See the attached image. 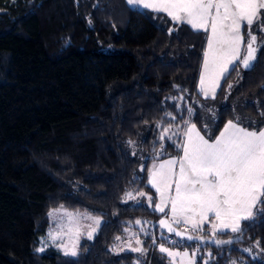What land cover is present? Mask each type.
Returning <instances> with one entry per match:
<instances>
[{
	"label": "trees",
	"instance_id": "1",
	"mask_svg": "<svg viewBox=\"0 0 264 264\" xmlns=\"http://www.w3.org/2000/svg\"><path fill=\"white\" fill-rule=\"evenodd\" d=\"M200 54V34L166 32L125 0H0V264H166L159 243L197 247L194 264H264V203L239 233H189L200 242L155 225L146 168L178 154L185 121L212 137L229 120L264 128V48L211 99L195 87ZM61 206L101 224L76 256L38 253ZM128 231L143 250L112 252Z\"/></svg>",
	"mask_w": 264,
	"mask_h": 264
},
{
	"label": "snow or ice",
	"instance_id": "2",
	"mask_svg": "<svg viewBox=\"0 0 264 264\" xmlns=\"http://www.w3.org/2000/svg\"><path fill=\"white\" fill-rule=\"evenodd\" d=\"M126 3L130 10L165 12L175 23L188 24L194 30L209 32L200 80V91L204 92L205 98L208 96L205 90L206 73L208 79L214 81L223 77L229 71V65L234 66L236 62L245 69L250 68L256 60L257 51L264 48V39L258 42L257 35L264 33V0H126ZM188 112L192 115L193 109L189 108ZM184 123V139L177 145L183 155L163 161L158 167L154 165L149 170L148 183L155 188L160 200L154 205L155 210L163 212L165 206L170 204L173 222L177 225L191 224L192 230L197 231L201 230L202 223L207 222L209 214H212L223 228L239 233L240 219L250 218L253 205L264 203L261 199L264 197V129L249 130L229 120L220 134L211 139L205 138L196 124L190 121ZM168 131L169 128H165L160 138L164 139ZM173 186L174 195L171 191ZM126 195L134 198L132 193ZM139 195L147 196L149 203H152V196L144 192ZM53 211L60 210L50 211V217ZM244 212L247 215L241 217L240 214ZM93 219L99 227L100 218ZM159 224L181 239H200L192 235L185 236L165 219H161ZM213 230L216 231V225H213ZM92 235L89 232L88 238L91 239ZM56 238V235H52L54 241ZM142 243L137 240V244ZM216 243L219 245L231 241ZM131 250L140 252L143 249ZM159 250L169 257L180 255L165 247L164 243L159 245ZM65 254L76 256L77 252L74 249L66 250Z\"/></svg>",
	"mask_w": 264,
	"mask_h": 264
},
{
	"label": "rangeland",
	"instance_id": "3",
	"mask_svg": "<svg viewBox=\"0 0 264 264\" xmlns=\"http://www.w3.org/2000/svg\"><path fill=\"white\" fill-rule=\"evenodd\" d=\"M125 3H126V0H125ZM136 10L145 11V12L149 13L153 17L156 24L159 27L164 28L166 30V32H173V31H175L176 28L180 27L181 25H184V26L188 27L189 29H191L192 31L200 34V36H201V54H200V61H199V67H198L195 87H196L197 92L201 96V98L205 99L204 92L200 91V80H201V73L204 71V67H203L204 59H205L204 53L207 49V38H208L209 32H205L203 30H194L188 24L175 23L171 20V18L165 12H153V11L148 10V9H136ZM257 35H258V42L260 40L264 39V33H257ZM245 39H247V37H245ZM236 64H239V62H236L235 65ZM234 66L229 65V70ZM227 73H225L224 76ZM224 76L213 81V80L208 79L207 73L205 74V77H206L205 90L208 92L207 99L213 98V94L214 95L216 94ZM212 118L213 119L215 118L214 115H212ZM226 123L223 124V126L220 128V130L218 131V133L214 137H212L210 135L212 125H204L203 131H200L198 128L197 129L201 132L202 135H205V138L215 139V137L218 136L220 134V132L224 129V125ZM185 127L186 126H184V129H185ZM184 129L182 131L180 143H182V141L184 139V137H183ZM262 129H264V128H262ZM182 155H183L182 149L179 147L178 154L174 157H179ZM174 157H169V158L159 160V161H153V162H150L148 164V166L146 168L147 185L150 187V189H152V191L155 194L153 210L158 214H162L163 218L165 220H167L169 223H171L174 228L190 235L189 233H192V232L197 231V230H192L191 224H188V225H185L183 223L178 224V225L175 224L172 220L170 204L165 206L163 212L155 210L154 205L156 203L160 202L159 196L156 193L155 188H153L148 183L149 170L153 169L154 165L156 167H158L159 164L162 163L163 161L172 159ZM176 171L178 172V165L176 167ZM171 191H172V195H174L175 194L174 186H173ZM258 203L253 205V207L251 209L252 215L250 218H252V216L254 214V210H255ZM55 210H60V211H58V212L53 211V215L51 217L48 214V228H47L44 236L38 239V248L37 249L42 248V249H44L43 251H45L47 248H53L54 250H57L58 252H60L62 255L72 256V255H66L65 251L66 250L71 251L73 249L76 250L78 240L80 238L89 239L88 238L89 232H92L94 235L98 227L96 226L95 220L93 218H99V217L89 215V214L84 213V212L72 211V210L66 209L64 207L62 209H61V207H58ZM240 215H241V217L246 216L247 212L241 213ZM250 218H248V219H250ZM193 219H199V218L193 217ZM248 219H240V221H239L240 226H241V223L243 221L248 220ZM213 225H216V231L215 232L213 230ZM93 229H95V231H93ZM199 231L202 233H205L209 238H214L217 233L232 232L230 228H223L220 221L216 220L214 215H212V214H209V220L207 222L202 223L201 230H199ZM50 234L56 235L57 238L55 239V241L52 239V235H50ZM93 235H92V237H93ZM137 240H139V239L136 235H134L133 231H128L124 235L123 239L116 240V242L112 246L111 250L114 253H120V252H124V251L134 252L131 249L140 248V244H137ZM167 240L169 243H171V241L173 242V240H175V239L171 238L170 241H169V239H167ZM160 244L161 243L156 245V250L158 253L163 255L166 264H194V260L197 256V247H195L191 250H186V249H176L175 247H170V246L165 245V247L171 248L174 252L180 253V255H177L174 257H169L166 253H162L159 250ZM43 251H37V252L42 253ZM184 253H187L188 255H184Z\"/></svg>",
	"mask_w": 264,
	"mask_h": 264
},
{
	"label": "water",
	"instance_id": "4",
	"mask_svg": "<svg viewBox=\"0 0 264 264\" xmlns=\"http://www.w3.org/2000/svg\"><path fill=\"white\" fill-rule=\"evenodd\" d=\"M239 66H240V68L243 70V71H248V70H250V68H247V69H245L240 63H239ZM161 219H164V218H161ZM161 219H159L157 222H156V227H158L164 234H166L167 236H170V237H172V238H174V239H177V240H184V241H187V242H191V243H194V242H200V240H198V239H194V240H191V241H189V240H187L186 238L185 239H181V237H179V236H176L175 235V233L174 232H172V233H170V232H168V230H167V228L166 227H161L160 226V224H159V221L161 220ZM178 230V229H177ZM179 231V230H178ZM182 232V231H181ZM182 233H185V232H182ZM188 234L187 233H185V236H187Z\"/></svg>",
	"mask_w": 264,
	"mask_h": 264
},
{
	"label": "crops",
	"instance_id": "5",
	"mask_svg": "<svg viewBox=\"0 0 264 264\" xmlns=\"http://www.w3.org/2000/svg\"><path fill=\"white\" fill-rule=\"evenodd\" d=\"M161 216H162L161 218H163V215L162 214H161Z\"/></svg>",
	"mask_w": 264,
	"mask_h": 264
}]
</instances>
